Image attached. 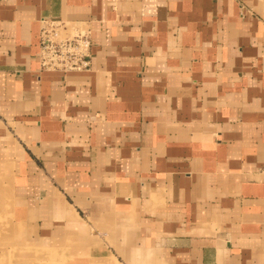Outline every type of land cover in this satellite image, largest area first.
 <instances>
[{"label": "crops", "instance_id": "1", "mask_svg": "<svg viewBox=\"0 0 264 264\" xmlns=\"http://www.w3.org/2000/svg\"><path fill=\"white\" fill-rule=\"evenodd\" d=\"M254 2L0 0V264H264ZM42 19L89 71H39Z\"/></svg>", "mask_w": 264, "mask_h": 264}, {"label": "built area", "instance_id": "2", "mask_svg": "<svg viewBox=\"0 0 264 264\" xmlns=\"http://www.w3.org/2000/svg\"><path fill=\"white\" fill-rule=\"evenodd\" d=\"M91 35L82 25L42 19L39 27V71L83 73L91 67Z\"/></svg>", "mask_w": 264, "mask_h": 264}, {"label": "rangeland", "instance_id": "3", "mask_svg": "<svg viewBox=\"0 0 264 264\" xmlns=\"http://www.w3.org/2000/svg\"><path fill=\"white\" fill-rule=\"evenodd\" d=\"M254 4H255V8L253 9L254 11H256V13H258L259 14V16L260 17H262L263 19H264V0H255V2H254ZM253 8V7H252ZM54 257H52V256H48L47 258H46V260H47V262H49L48 261V259H53ZM69 258H67V257H62V261H61V263H66V261L68 260Z\"/></svg>", "mask_w": 264, "mask_h": 264}]
</instances>
